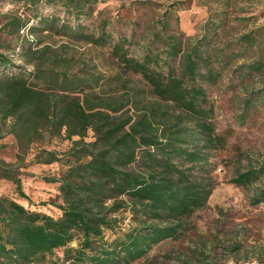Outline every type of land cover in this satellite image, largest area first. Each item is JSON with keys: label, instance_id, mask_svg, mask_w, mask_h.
I'll list each match as a JSON object with an SVG mask.
<instances>
[{"label": "trees", "instance_id": "1", "mask_svg": "<svg viewBox=\"0 0 264 264\" xmlns=\"http://www.w3.org/2000/svg\"><path fill=\"white\" fill-rule=\"evenodd\" d=\"M65 5L96 10V0ZM171 19L176 28L148 38L137 55L128 38L114 40L107 22L92 30L79 25L59 46H24L21 56L31 71L10 70L12 60L0 54V139L13 134L22 153L55 138L72 142L65 158L41 150L48 155L43 161L67 167L52 180L61 182L60 217L0 194V264H130L155 245L179 239L207 205L219 184L213 151L226 144L207 85L219 83L231 67L244 79L261 73L264 58L252 54V33L228 50L207 33L185 38L173 4L161 27L168 29ZM80 41L111 50L101 63H90L74 44ZM0 178L13 180L29 199L11 163L0 160ZM231 181L252 188L255 204L264 202V163L237 170ZM121 211L130 213L132 225L108 242L105 232L120 224ZM60 249L63 259L52 260Z\"/></svg>", "mask_w": 264, "mask_h": 264}, {"label": "rangeland", "instance_id": "2", "mask_svg": "<svg viewBox=\"0 0 264 264\" xmlns=\"http://www.w3.org/2000/svg\"><path fill=\"white\" fill-rule=\"evenodd\" d=\"M65 2L0 0V54L12 60L10 70H33V65L21 56L24 46H59L69 41L70 30L79 25L92 30L104 22L114 40H131V53L137 55L148 38H163L176 28L174 19L166 30L159 22L171 4L180 17L185 38L196 41L207 33L214 36L219 48L231 50L243 34L252 33L257 38L252 54L264 58V0H96V10L86 7L84 12L68 8ZM74 44L90 63H101L103 54L111 50L109 45L99 49L83 41ZM207 88L215 105L217 131L226 137V144L213 151L211 158L219 184L179 239L155 245L130 264H264V202L255 204L252 188L231 181L237 170L264 163V70L244 79L231 67L219 83ZM94 139V132L89 130L86 140ZM71 145L69 139L55 138L49 143L37 142L22 153L16 137L4 135L0 139V160L11 163L29 199L21 195L13 180L6 178H0V194L31 210L60 217L62 210L57 204H64L61 182L52 180L60 178L67 167L58 160L43 161L48 155L41 150L54 149L58 158H65L63 153ZM119 215L120 224L105 232L108 242L132 225L129 212L121 211ZM78 243L76 240L71 245L77 247ZM63 257L60 249L52 260ZM58 264L69 263L60 260Z\"/></svg>", "mask_w": 264, "mask_h": 264}]
</instances>
